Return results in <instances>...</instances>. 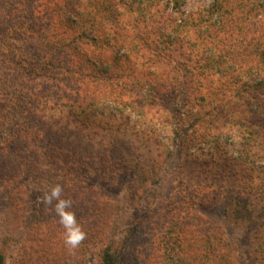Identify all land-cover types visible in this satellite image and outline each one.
Here are the masks:
<instances>
[{
	"label": "trees",
	"instance_id": "obj_1",
	"mask_svg": "<svg viewBox=\"0 0 264 264\" xmlns=\"http://www.w3.org/2000/svg\"><path fill=\"white\" fill-rule=\"evenodd\" d=\"M181 3L0 0V49L15 48L0 53L1 186L12 188L36 173L40 161L33 150L43 148L59 160L53 169L66 190H73L100 157L81 150L85 140L89 143L98 130L119 134L99 141L107 153L129 148L139 137L102 117L91 121L85 112L98 104L136 108L149 116L151 128L172 132L176 139L167 140L191 162L189 169L201 164L194 150L234 143L230 176L238 191L224 195L222 181L214 177L194 185L189 179L193 194L185 203L200 221L196 205L223 198L224 213L251 225L255 242L264 243V0H212L195 14H183ZM9 32L37 39L32 58L7 41ZM178 89L181 96L173 94ZM184 105L188 109L181 112ZM144 140L161 148L158 138ZM216 153L207 163H216ZM140 159L154 163L149 148L132 155L135 176L146 169L137 173ZM152 166H145L148 172ZM99 203L83 204L96 214L103 210ZM254 251L260 252L258 264L264 263L262 250ZM101 258L114 264L110 244Z\"/></svg>",
	"mask_w": 264,
	"mask_h": 264
},
{
	"label": "rangeland",
	"instance_id": "obj_2",
	"mask_svg": "<svg viewBox=\"0 0 264 264\" xmlns=\"http://www.w3.org/2000/svg\"><path fill=\"white\" fill-rule=\"evenodd\" d=\"M211 1L182 0L180 9L183 14H195L207 8ZM8 34L7 41L14 43L18 52L28 59L33 57L37 39L12 36L13 32ZM13 49L1 47L0 53H14ZM179 91L173 94L181 96ZM117 106L122 110L112 104H98L85 113L91 121L102 117L114 123L120 132H137L138 142L129 148L105 153L99 141L103 138L106 142L109 135L119 134L98 130L93 141L85 140L81 150L100 157L89 166L92 174L76 180L73 190L70 187L66 190L65 181L53 169L59 160L53 159L43 148L33 150L40 165L36 173L30 172L28 180L13 183L12 188L0 185V264H103L101 252L107 244L112 246L114 264H258L260 252L254 249L264 253V243L255 242L251 225L242 221L235 223L224 213L223 198L207 201V205L201 207L197 204L194 210L199 209L200 221L193 219L185 203L187 196L193 194L190 184H196L195 180L201 182L214 177L222 181L224 195L238 191L230 176L234 171L230 163L236 150L234 143L228 140L221 143L220 149L215 144L211 147L212 154L208 145L194 150L201 164L198 170L189 169L191 162L180 152H174L176 146L167 140L168 137L176 139L171 131L157 126L151 128L144 110H140L141 114L136 108ZM184 109L188 106L184 105L181 112ZM171 125L177 127V121H172ZM146 129L150 132H145ZM147 136L160 139L161 148L147 143L144 140ZM147 148L154 163L140 159L137 173L141 168L146 169L142 172L144 175L135 176L131 156L141 155ZM166 150L171 152L169 156L156 155ZM216 151V163H207ZM104 165L112 168L106 170ZM146 165L152 166L153 169L148 167L151 172ZM189 179H192L190 184ZM57 184L63 188L62 198L73 201L71 211L86 233V239L75 250L65 246V230L52 206L37 199ZM96 199L101 201L98 206L103 210L97 211L98 214L87 212L83 203ZM94 226L97 227L96 239L92 233Z\"/></svg>",
	"mask_w": 264,
	"mask_h": 264
},
{
	"label": "clouds",
	"instance_id": "obj_3",
	"mask_svg": "<svg viewBox=\"0 0 264 264\" xmlns=\"http://www.w3.org/2000/svg\"><path fill=\"white\" fill-rule=\"evenodd\" d=\"M63 188L57 184L47 192L38 197V201L46 206H52L56 216L59 218L60 225L65 230L64 244L69 250H75L86 239V233L77 222L76 215L71 211L73 201L62 198ZM55 201V203H53Z\"/></svg>",
	"mask_w": 264,
	"mask_h": 264
}]
</instances>
